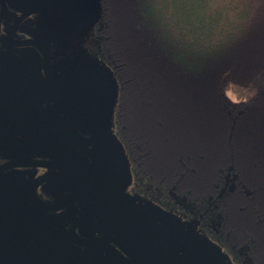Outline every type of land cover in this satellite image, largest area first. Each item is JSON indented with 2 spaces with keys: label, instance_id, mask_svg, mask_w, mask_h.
<instances>
[{
  "label": "flooded vegetation",
  "instance_id": "flooded-vegetation-1",
  "mask_svg": "<svg viewBox=\"0 0 264 264\" xmlns=\"http://www.w3.org/2000/svg\"><path fill=\"white\" fill-rule=\"evenodd\" d=\"M55 1L0 0V254L11 264H237L121 161L117 126L116 139L99 117H79L104 94L99 79L77 82L110 66L96 25L78 30L89 21Z\"/></svg>",
  "mask_w": 264,
  "mask_h": 264
},
{
  "label": "trees",
  "instance_id": "trees-1",
  "mask_svg": "<svg viewBox=\"0 0 264 264\" xmlns=\"http://www.w3.org/2000/svg\"><path fill=\"white\" fill-rule=\"evenodd\" d=\"M100 1L133 170L237 264H264V0Z\"/></svg>",
  "mask_w": 264,
  "mask_h": 264
},
{
  "label": "rangeland",
  "instance_id": "rangeland-1",
  "mask_svg": "<svg viewBox=\"0 0 264 264\" xmlns=\"http://www.w3.org/2000/svg\"><path fill=\"white\" fill-rule=\"evenodd\" d=\"M59 1H60V5L62 7L63 3L61 2V0H56L55 1L56 5L59 4ZM89 1L93 2L99 9L101 8V1L100 0H89ZM76 20L79 21L81 19L77 18ZM76 28L78 30H81V31H89L91 33L93 28H94V22L79 21V23L76 24ZM111 69L109 67L105 68V71L103 72V74L106 77V79L110 82L113 94H112V96H111V98L109 100L104 102V104L102 105V107L99 110V113L101 114V121H105L107 123L110 135H112L114 138H116L115 129H116L117 123H116V119H115V116H114L115 113H114L113 110H114V107H115V102L117 101V93H118V91H117V81H116V79L114 77V74L112 72L113 70H111ZM101 111H103V113ZM79 117L84 121V123H87V124L96 123V121H97V120L87 119V118L83 117L81 114H80ZM54 132L58 133V130L55 129V131H53L52 133H54ZM123 145H124V143H123ZM119 155H120L121 161H122V159H126L127 160L128 156H127L125 145H124V148H123V152L119 153ZM189 222L194 226L195 229L199 228L196 221L191 220ZM204 241L209 242L207 240V238L204 239ZM7 246L8 245L4 246V248L7 247ZM243 255H245V254H243ZM9 257H10V254L8 256L5 255V254H0V264H11V262H9ZM244 261H243V263H244ZM26 262H28L29 264H45V262L43 260V257L37 258L36 261L33 262V263H31L30 258H27Z\"/></svg>",
  "mask_w": 264,
  "mask_h": 264
},
{
  "label": "water",
  "instance_id": "water-1",
  "mask_svg": "<svg viewBox=\"0 0 264 264\" xmlns=\"http://www.w3.org/2000/svg\"><path fill=\"white\" fill-rule=\"evenodd\" d=\"M65 10H67L68 12L72 13L73 15L76 16V18L82 19V20H86V21H90V22H95L100 14V9L91 1L88 3H83L81 2V0H69L64 7ZM101 80V82L103 83V90L102 88H100L99 90L103 91L104 97L101 100V102L99 103V108L96 106V108L98 109L97 112L93 111L92 108L90 109L89 112L87 111H81V115L87 119L93 120L96 117H99L101 119V114L99 113L100 108L102 107V105L104 104V102H106L107 100H109L113 94L112 92V88L110 85V82L106 79V77L104 78L103 76H99V75H92L91 73L86 74V76L84 78H81L78 82H77V86H80V84H88L90 81L91 83L94 82L95 80ZM78 88V87H77ZM85 99V98H84ZM81 101V100H80ZM102 103V104H101ZM103 113V111H101ZM93 115V116H90ZM104 122V121H103ZM104 140L105 138L101 137L99 138V140ZM96 139H94L93 141H95ZM92 141V142H93ZM112 152L113 155L115 157L116 160V164H117V171H120V167H119V159L117 157V153L115 150V147L112 146ZM87 174H85L84 176H86ZM94 175V174H93ZM0 226L2 227V230L4 231V227L0 221ZM3 237L4 234L0 235V244L3 241ZM192 253H195L192 252ZM10 261V259H9ZM18 262H15L12 264H17ZM22 263V261H20V264ZM23 264V263H22Z\"/></svg>",
  "mask_w": 264,
  "mask_h": 264
},
{
  "label": "bare ground",
  "instance_id": "bare-ground-1",
  "mask_svg": "<svg viewBox=\"0 0 264 264\" xmlns=\"http://www.w3.org/2000/svg\"><path fill=\"white\" fill-rule=\"evenodd\" d=\"M100 15V14H99ZM98 20V19H97ZM97 20L94 22V24L97 22Z\"/></svg>",
  "mask_w": 264,
  "mask_h": 264
}]
</instances>
